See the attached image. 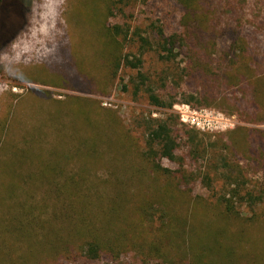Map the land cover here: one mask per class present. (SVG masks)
I'll list each match as a JSON object with an SVG mask.
<instances>
[{"label": "rangeland", "instance_id": "1", "mask_svg": "<svg viewBox=\"0 0 264 264\" xmlns=\"http://www.w3.org/2000/svg\"><path fill=\"white\" fill-rule=\"evenodd\" d=\"M102 3L103 0H30L24 28L0 57V264H75L68 254L52 252L47 258L42 252L44 228L49 232L53 228L52 235L63 228L58 219L63 200L49 184L55 179L60 182L63 175L84 176L104 192L110 190L109 184L118 174L125 173H135L141 179L137 186L142 191L165 187L171 181L176 186L175 178L167 180L144 162L145 121L149 117L172 116L175 129L183 135L176 161L158 159L163 168L173 172L172 177L189 176L192 194L180 196V209L184 210L188 203L193 208L198 196L215 203L219 195L234 189L229 175L240 171L245 175L246 190L264 194V105L253 104L245 114H237L232 101L202 108L230 117L236 126L228 131L203 133L182 125L174 106L185 103L195 93L196 82L185 74L183 56L175 61L161 59L163 53L156 40L160 29L169 34L179 31L181 15L172 0H130L129 13L133 16L129 25L139 26L152 45L144 52L139 71L122 67L113 82L105 85L101 78L106 77V72L99 70L105 49L100 43L105 41ZM257 12L264 23V3L261 10L251 12V18ZM259 30L264 35V27ZM224 45L222 42L220 51ZM256 45L255 41L249 43L264 60V52ZM126 49L138 54L130 38ZM139 73L157 95L175 102L172 110L151 105L144 94L134 96L133 81ZM245 78L264 87V66ZM238 128L243 130L233 134ZM196 133L200 134L194 143L190 137ZM195 149L198 150L194 152ZM52 166L56 167L51 169ZM46 171L49 180L41 177ZM13 172L21 175L14 194L9 190ZM258 211L263 214L261 223L244 228V221L234 230L229 227V232L236 235L244 229L248 250L258 256L256 263L264 253V202ZM203 215L198 219L200 224L207 220ZM242 215L252 221L249 209L243 208ZM20 216L31 217L35 231L40 233L36 250L2 230L1 221ZM208 219L215 229L223 226L212 212ZM62 231L67 233L66 228ZM116 264L144 263L130 255Z\"/></svg>", "mask_w": 264, "mask_h": 264}, {"label": "trees", "instance_id": "2", "mask_svg": "<svg viewBox=\"0 0 264 264\" xmlns=\"http://www.w3.org/2000/svg\"><path fill=\"white\" fill-rule=\"evenodd\" d=\"M129 2L103 0L100 5L105 14V41L100 43L105 49L99 70L106 72V77L101 78L106 81L105 85L113 82L122 67L139 71L144 62L143 54L152 45L150 37L145 36L139 26L133 28L129 25L133 16L129 13ZM172 2L181 15L179 31L169 34L160 29L156 40L163 53L162 60L175 61L180 55L185 58V74L196 82L197 87L185 103L193 108H208L216 107L215 103L219 101L223 104L232 101L237 114H245L253 104L264 105L263 84L247 82L245 78L264 66L262 55L254 47H249V43L255 41L257 50L264 52V35L259 30L260 26L264 27L263 20L259 12L251 18V12L261 10L264 0ZM29 12L30 0H0V57L24 28ZM120 18L125 19L116 20ZM129 38L138 47V54L127 52ZM222 42L225 45L220 51ZM133 83L134 96L144 94L151 105L173 109L175 102H167L157 95L143 74L139 73ZM128 88L124 87L125 90ZM147 119L144 162L167 180L176 179L178 184L174 186L171 181L172 184L165 187L142 191L137 186L141 179L135 173H125L118 174L109 184L110 190L104 192L84 176L63 175L60 182L55 179L49 184L63 200L58 215L63 228L58 229L59 234L52 235L53 228L49 232L43 227L46 230L45 236L41 237L43 257L49 258L52 252L68 254L75 264H116L130 255L144 264H264V253L256 263L258 256L248 250L244 229L237 235L229 232V227L234 230L235 225L240 223L243 226L244 221L247 222L244 228L262 222L263 214L258 211L264 202L262 191L246 190L245 175L240 171L237 175L232 173V177L229 175L234 189L219 195L215 203L198 196L193 208L188 203L184 210L180 209V196L190 197L192 194L188 188L189 176L172 177L173 172L163 168L158 159L176 161L183 135L180 129H175L176 120L172 116ZM242 130L238 128L233 134ZM199 134L189 136L190 140L196 143ZM41 177L49 180L48 172ZM20 178V174L12 173L9 185L12 194L19 188L16 181ZM243 208L249 209L252 221L243 217ZM210 212L223 226L214 228L213 221L208 219ZM200 214L207 218L201 224L198 222ZM26 217L1 221L2 230L28 242L36 250L40 233L38 229L35 231L33 219ZM64 228L67 230L65 234Z\"/></svg>", "mask_w": 264, "mask_h": 264}, {"label": "built area", "instance_id": "3", "mask_svg": "<svg viewBox=\"0 0 264 264\" xmlns=\"http://www.w3.org/2000/svg\"><path fill=\"white\" fill-rule=\"evenodd\" d=\"M174 110L183 125L195 128L203 133L228 131L236 126L235 122L223 113L193 108L186 103L176 104Z\"/></svg>", "mask_w": 264, "mask_h": 264}]
</instances>
